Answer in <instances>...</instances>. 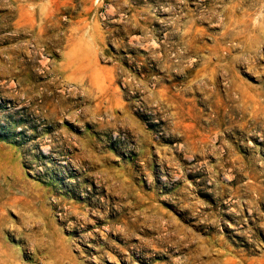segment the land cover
Returning <instances> with one entry per match:
<instances>
[{"label":"rangeland","instance_id":"1","mask_svg":"<svg viewBox=\"0 0 264 264\" xmlns=\"http://www.w3.org/2000/svg\"><path fill=\"white\" fill-rule=\"evenodd\" d=\"M0 264H264V0H0Z\"/></svg>","mask_w":264,"mask_h":264}]
</instances>
